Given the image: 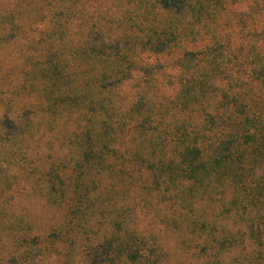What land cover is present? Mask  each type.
Masks as SVG:
<instances>
[{
  "label": "rangeland",
  "instance_id": "obj_1",
  "mask_svg": "<svg viewBox=\"0 0 264 264\" xmlns=\"http://www.w3.org/2000/svg\"><path fill=\"white\" fill-rule=\"evenodd\" d=\"M206 45L264 53V0L180 13L157 0H0V264H92L111 235L107 264H264V205L224 211L220 193L158 188L93 156L111 119L123 150L176 133L190 119L181 78L200 67L185 52Z\"/></svg>",
  "mask_w": 264,
  "mask_h": 264
},
{
  "label": "trees",
  "instance_id": "obj_2",
  "mask_svg": "<svg viewBox=\"0 0 264 264\" xmlns=\"http://www.w3.org/2000/svg\"><path fill=\"white\" fill-rule=\"evenodd\" d=\"M192 1L157 0L162 8L178 13ZM221 48L206 45L185 52L184 59L201 68H187L181 78L178 104L190 119L176 133L157 132L148 136L143 148L123 150L111 119L106 150L93 147L94 158L109 157L112 168L119 162L129 171L140 168L143 181L158 188L171 183L177 190L197 196L220 193L224 211L264 205V91H260L264 87V53L259 51L254 59L243 53L232 57ZM147 122L144 119L140 124ZM98 136L96 131L95 145ZM229 187L234 192L227 198ZM114 241L111 235L91 245L92 264L113 260ZM122 246L129 255L134 249L142 252L130 241Z\"/></svg>",
  "mask_w": 264,
  "mask_h": 264
}]
</instances>
